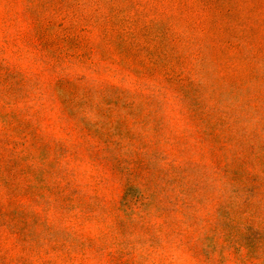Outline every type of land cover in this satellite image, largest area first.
<instances>
[{
  "label": "rangeland",
  "instance_id": "374dc122",
  "mask_svg": "<svg viewBox=\"0 0 264 264\" xmlns=\"http://www.w3.org/2000/svg\"><path fill=\"white\" fill-rule=\"evenodd\" d=\"M0 264H264V0H0Z\"/></svg>",
  "mask_w": 264,
  "mask_h": 264
}]
</instances>
